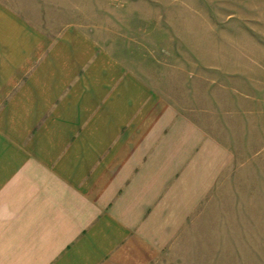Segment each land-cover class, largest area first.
Masks as SVG:
<instances>
[{
  "label": "crops",
  "instance_id": "0c3cea01",
  "mask_svg": "<svg viewBox=\"0 0 264 264\" xmlns=\"http://www.w3.org/2000/svg\"><path fill=\"white\" fill-rule=\"evenodd\" d=\"M39 1L0 0V264H154L236 154Z\"/></svg>",
  "mask_w": 264,
  "mask_h": 264
},
{
  "label": "rangeland",
  "instance_id": "374dc122",
  "mask_svg": "<svg viewBox=\"0 0 264 264\" xmlns=\"http://www.w3.org/2000/svg\"><path fill=\"white\" fill-rule=\"evenodd\" d=\"M40 4L48 21L86 25L170 102L199 111L236 154L154 264H264V0Z\"/></svg>",
  "mask_w": 264,
  "mask_h": 264
}]
</instances>
